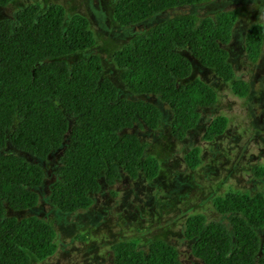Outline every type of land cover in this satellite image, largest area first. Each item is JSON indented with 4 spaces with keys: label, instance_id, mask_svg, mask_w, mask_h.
I'll return each instance as SVG.
<instances>
[{
    "label": "trees",
    "instance_id": "trees-1",
    "mask_svg": "<svg viewBox=\"0 0 264 264\" xmlns=\"http://www.w3.org/2000/svg\"><path fill=\"white\" fill-rule=\"evenodd\" d=\"M15 0H0L7 7ZM209 0H116L113 16L119 26L131 27L166 10ZM236 15L221 11L198 18L177 15L136 33L113 53V63L134 94L157 96L171 111L170 131L183 140L200 118V108L217 100V93L192 73L185 47L202 66L214 71L232 91L248 95L249 84L234 79L225 46L230 42ZM90 21L82 13L67 14L58 2L30 1L0 20V264H31L57 250L56 231L36 215L18 212L35 207L37 191L45 180L43 167L26 154L44 160L58 156L51 204L61 213L88 209L92 194L116 179H155L158 159L145 154L147 142L133 130L156 129L163 113L143 99L119 98L118 88L103 76L98 54L70 62L67 57L87 51L96 43ZM264 44V27L253 24L246 33L247 57L256 62ZM228 117L215 116L204 140L224 133ZM14 148V149H11ZM21 152L24 155H19ZM194 170L202 162L193 146L184 155ZM253 172L264 177V166ZM223 219L208 220L203 213L184 221L191 254L203 264H264V192L230 189L212 198ZM138 239L121 240L112 248L114 264H181L175 247L158 239L144 251Z\"/></svg>",
    "mask_w": 264,
    "mask_h": 264
},
{
    "label": "rangeland",
    "instance_id": "rangeland-1",
    "mask_svg": "<svg viewBox=\"0 0 264 264\" xmlns=\"http://www.w3.org/2000/svg\"><path fill=\"white\" fill-rule=\"evenodd\" d=\"M33 0H15L0 7V20L12 18L15 10ZM37 1V0H36ZM61 3L67 14L82 13L90 21L96 43L87 51L67 57L71 63L91 54L101 57L103 76L110 78L118 88V97L143 99L154 103L163 116L156 129L133 130L147 142L145 154L154 155L159 162L158 176L150 181L120 178L113 185L103 183L100 191L92 194L93 204L85 210L61 213L49 200L53 171L58 156L44 160L26 154V158L40 164L45 180L38 188L37 206L13 212L19 218L36 215L51 223L56 231V252L43 261L32 259L31 264H114L111 246L121 240L138 239L137 247L147 250L154 240H164L175 247L181 264H203L191 254V241L184 236V221L191 215L203 213L208 220L223 219L212 203L215 195L233 189L253 194L264 192V177H257L253 168L264 166V44L256 62L247 57L245 37L255 23L264 27V0H209L201 4L180 6L166 10L131 27H121L113 16L116 0H41ZM221 11L235 13L229 52L235 76L249 84L248 95L240 97L213 70L204 67L185 47L181 54L189 58L192 73L184 82L199 77L213 87L217 100L213 105L200 108L196 126L183 140L174 138L170 131L171 111L157 96L134 94L126 87L112 57L115 50L138 32L177 15H195L198 18L215 16ZM218 115L228 117L223 134L208 141L203 133L209 122ZM193 146L201 150V164L191 170L185 153ZM11 149H14L11 147ZM15 150V149H14ZM19 155H24L17 152ZM264 242V228L258 231Z\"/></svg>",
    "mask_w": 264,
    "mask_h": 264
},
{
    "label": "clouds",
    "instance_id": "clouds-1",
    "mask_svg": "<svg viewBox=\"0 0 264 264\" xmlns=\"http://www.w3.org/2000/svg\"><path fill=\"white\" fill-rule=\"evenodd\" d=\"M222 80V79H221Z\"/></svg>",
    "mask_w": 264,
    "mask_h": 264
}]
</instances>
